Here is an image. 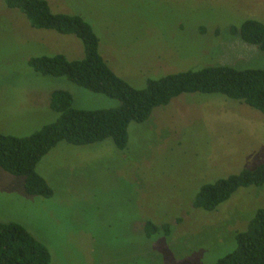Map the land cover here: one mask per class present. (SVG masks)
Instances as JSON below:
<instances>
[{
	"label": "rangeland",
	"instance_id": "obj_1",
	"mask_svg": "<svg viewBox=\"0 0 264 264\" xmlns=\"http://www.w3.org/2000/svg\"><path fill=\"white\" fill-rule=\"evenodd\" d=\"M79 15L99 38L110 69L134 88L148 79L208 65L264 69V51L230 31L245 19L264 24V0H46ZM84 56L73 34L34 28L0 0V133L27 136L57 119L53 90L72 107H116L117 99L64 76L35 72L28 59ZM124 149L110 138L58 142L35 166L52 194H27L23 176L0 168V222L23 226L49 264H214L235 247L264 206V186L239 187L216 209L192 206L202 185L264 162V114L222 94L189 92L130 122ZM168 223L147 236L143 225Z\"/></svg>",
	"mask_w": 264,
	"mask_h": 264
},
{
	"label": "trees",
	"instance_id": "obj_2",
	"mask_svg": "<svg viewBox=\"0 0 264 264\" xmlns=\"http://www.w3.org/2000/svg\"><path fill=\"white\" fill-rule=\"evenodd\" d=\"M10 8L24 13L34 28L73 34L83 44L84 56L68 59L63 54L34 56L28 65L42 75L64 76L69 81L90 91L117 99L112 108L76 109L72 95L62 89L49 96L50 108L57 112L55 121L44 124L27 136L0 133V168L23 176L24 190L30 195L49 197L52 189L35 171L41 157L58 142L73 145L90 144L105 138L112 139L124 149L130 122L147 120L152 109L163 106L181 93H217L259 110L264 114V69H237L228 65H208L199 70L170 73L148 79L144 88L129 85L116 75L98 51L99 38L91 25L79 15L51 10L46 0H5ZM230 31L264 51V24L245 19ZM264 186V162L253 169L220 178L201 186L192 206L214 210L239 187ZM144 233L170 232L168 223L155 224L147 219ZM235 247L219 257L214 264H264V206L258 208L244 230L235 231ZM47 248L23 226L15 222H0V264H49Z\"/></svg>",
	"mask_w": 264,
	"mask_h": 264
}]
</instances>
